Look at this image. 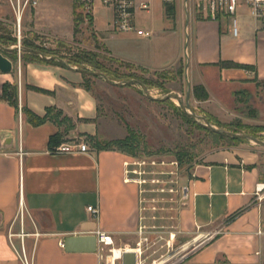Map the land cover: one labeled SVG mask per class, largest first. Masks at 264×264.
<instances>
[{"label": "crops", "instance_id": "1", "mask_svg": "<svg viewBox=\"0 0 264 264\" xmlns=\"http://www.w3.org/2000/svg\"><path fill=\"white\" fill-rule=\"evenodd\" d=\"M65 2L67 13H61ZM133 4L136 30L130 32L115 30L112 6L97 0L90 8L92 33L118 62L151 71L184 63L192 86H203L209 94L208 106L215 99L210 83L222 88L249 77L241 69H223L207 82V68L234 62L252 67L264 80L263 22H246L240 37L232 35L229 17L208 19L195 0ZM142 4L149 9L142 10ZM74 11L73 0H40L28 13L26 30L70 43L76 33ZM223 19L228 20L224 25ZM85 75L92 77L61 64L25 62L20 110L0 101V264H101L95 233L112 235L117 246L136 245L148 236L144 228L152 227L154 202H164L168 222L174 223L169 222L174 227L169 243L206 238L187 264H264V196L255 193L256 185L264 183V147L247 143L207 153L179 181L171 175L177 188L157 187L151 180L162 173L149 162L140 166L134 156L93 147L99 140L98 106L84 87ZM23 105L40 117L51 107L62 111L75 124L67 143L84 141L89 152L51 153L48 142L59 127L52 121L31 125ZM223 106L217 100L213 114L221 116ZM182 187L187 188L185 199L178 192ZM90 206L99 209L98 215L88 211ZM71 238L75 241L68 248Z\"/></svg>", "mask_w": 264, "mask_h": 264}, {"label": "rangeland", "instance_id": "2", "mask_svg": "<svg viewBox=\"0 0 264 264\" xmlns=\"http://www.w3.org/2000/svg\"><path fill=\"white\" fill-rule=\"evenodd\" d=\"M73 5L76 27L74 41L67 43L27 31L26 28L29 25V22H26L29 13L27 11L23 20L20 46L13 31L12 12L7 6H0V29H3V31L0 30V45L16 48L13 51L5 50L6 57L14 63L15 68L11 75L3 76L0 74V84H2L0 95H2L4 84L17 85L18 91H20L22 64L32 59L29 52L23 50L24 42L46 56L56 53L59 58L67 54L76 56L80 51L87 50L95 52L98 55L97 61L111 72L120 76L134 75L136 78L131 79L145 80L152 97L161 99L166 95L180 96L185 105L188 103L191 113L204 117L213 126L225 131L245 133L264 141V80L259 79L252 72V67L234 62H223L217 65L218 68L203 70L207 82L211 79H217L223 69H241L249 77L243 84H230L222 88L212 80L214 83H210L209 86H211L212 91L215 90L213 92L215 99L212 100L211 106H208V104H204L206 100L196 98L194 88L197 86H192L184 63L161 71H151L118 62L105 51L92 33L89 7L80 0H73ZM67 6L66 2L61 5V13H67ZM233 18L237 20L240 37L243 36L242 25L254 20L244 3L238 5L236 14L229 17V20L232 22ZM222 22L224 25L228 20L223 19ZM13 39L16 41L14 42ZM18 47L21 49L18 50ZM71 66L76 67L72 64ZM79 68L94 71L89 66ZM87 82L90 92L97 101L99 141L104 143L124 139L128 136L127 128L132 129L137 134L139 141L138 155L134 157L141 162H156V172L173 173L172 177L178 178V181L179 178L187 176L196 164L201 163V157L207 153L247 143L260 147L245 140L237 142L220 139L210 130L200 128V124L192 118H187L177 100H151L146 97L138 85L114 86L107 83L103 78L94 76L87 79ZM203 89L206 91L204 87ZM201 91H199L200 96H202ZM217 100L224 104L221 116L213 114L215 110H213L212 104L217 105ZM159 163L163 164L159 166ZM155 185L159 187L162 184L157 183ZM176 185L175 188H177ZM154 205L156 208L152 215L155 217L150 220L152 227L144 228V231H148V236L143 238L144 256L147 262L170 255L180 246L173 242L169 243L174 227L169 225V210L163 209L164 202H154ZM172 205L174 204L172 203ZM170 224L174 223L170 222ZM184 264H187V261Z\"/></svg>", "mask_w": 264, "mask_h": 264}, {"label": "built area", "instance_id": "3", "mask_svg": "<svg viewBox=\"0 0 264 264\" xmlns=\"http://www.w3.org/2000/svg\"><path fill=\"white\" fill-rule=\"evenodd\" d=\"M84 2L89 9L93 3L97 0H80ZM104 5L112 6L115 10V21L114 28L118 32H130L135 31V26L133 24V14L132 10L134 7L133 0H99ZM196 8L200 13L205 17L211 20H218L220 17H233L236 14L239 4L244 3L248 8L250 14L254 19L264 23V0H195ZM165 3H173L174 0H164ZM40 3V0H0V6H7L10 8L13 16V31L14 35L17 37L19 46L22 41V30H23V20L25 13L31 9H35ZM142 10H148L149 7L146 4H142L140 7ZM232 33L234 36H237V20L232 19ZM137 33L142 36H149V32L142 30H137ZM54 154H69V153H87L89 152V146L84 141H75L72 143H63L57 147H54L50 150ZM147 162H137L136 164L143 166ZM152 166L157 165L156 162H149ZM163 163H159L162 165ZM127 165V163H126ZM135 173L137 171H134ZM130 171H125L126 175H129ZM141 174V173H140ZM164 174V173H162ZM131 179L127 177L125 181H130ZM142 182V181H141ZM145 182V180H143ZM152 183L157 184L159 180L153 178ZM164 189H162L163 191ZM182 198L187 197V188L182 187ZM171 192L173 189L170 190ZM257 197H263L264 195V183H258L256 185L255 191ZM88 211L93 215H98L99 209L97 207H88ZM98 243L97 252L99 254L101 264H123V256L126 253H135L136 254V263L135 264H184L188 258L193 254L199 251L205 243V239L198 240L194 239L193 241L180 245L172 254L159 259H153L150 262H147L146 257L144 256L145 250L143 249V240L136 243L135 246L124 245L117 246L112 235L103 232L97 231L95 233ZM260 264V263H258Z\"/></svg>", "mask_w": 264, "mask_h": 264}, {"label": "trees", "instance_id": "4", "mask_svg": "<svg viewBox=\"0 0 264 264\" xmlns=\"http://www.w3.org/2000/svg\"><path fill=\"white\" fill-rule=\"evenodd\" d=\"M168 12L171 13L172 12V7H168L167 8ZM3 31V29H0ZM75 32H76V28H75ZM14 42L16 41L15 39H13ZM2 46H4L3 44H1ZM23 47L25 48H31V49H35L34 47H32L30 44H27L26 42L23 43ZM37 50V49H35ZM3 54L6 56V51H2ZM29 55L32 57V59H30L29 61L26 62H38V63H46V64H57L60 65L58 62L54 61V60H45L43 58H41L39 55L34 54V53H29ZM58 54L54 53L51 56H56ZM62 59L66 60L70 65H75L76 67H92L94 69V71H99L104 73L110 80L112 81H121V80H125V79H131V78H136V76H120L117 75L114 72H111L110 70L106 69L103 65H101L97 60H98V55L95 52L92 51H87V50H82L80 51V53L76 56H72V55H65L62 56ZM85 77H87L85 75ZM87 79H89L88 77L85 78V82H84V87L90 91ZM139 80V79H138ZM140 81L145 84L148 85V83L143 80L140 79ZM115 86V85H114ZM202 90V91H201ZM199 91L202 92V96H200ZM194 94L196 96L197 99L200 100H207L208 99V94L206 93V91L203 89V87H195L194 88ZM0 101H5L8 104H10L11 106H13L17 112L20 110V106H19V91H18V87L17 85H11V84H4L3 85V91H2V95H0ZM21 111L24 114V116L26 117V119L28 120V122L33 125V126H39L47 121H52L53 123H55L58 127H59V132H57L55 135H52L49 139L48 142V146L49 148L52 150L54 147H57L59 145H61L62 143H67L70 141V139H68V134L71 130H73L75 128V124L72 121L71 118L65 116L63 114L62 111L56 109V108H48L46 115L43 117L37 116L35 115L32 111H30L28 109L27 106L23 105L21 107ZM187 118H190L186 115ZM200 128H203L205 130H208L207 128L200 126ZM128 131V136L125 137L124 139H118V140H111L108 142H104L102 143V141L99 140H93V147L96 148L97 150H108V149H115V150H119L121 152H124L128 155L131 156H137L138 155V147H139V141L137 139V134L130 128H127ZM237 132V131H234ZM215 134V133H214ZM216 136H218L220 139L223 140H230V141H237V142H243L244 140H240V139H229L220 135L215 134ZM182 162V159H181Z\"/></svg>", "mask_w": 264, "mask_h": 264}, {"label": "water", "instance_id": "5", "mask_svg": "<svg viewBox=\"0 0 264 264\" xmlns=\"http://www.w3.org/2000/svg\"><path fill=\"white\" fill-rule=\"evenodd\" d=\"M18 50L21 49V47L17 48ZM5 50H16V48H7L4 47L2 45H0V73L2 74H10L14 71V63L8 58L6 57L2 51ZM23 50L29 52V53H34L39 55L41 58L45 59V60H55L57 62H59L61 65H63L64 67H66L67 69H69L70 71H75V72H81L90 76H96V77H100L103 78L107 83H109L110 85H115V86H126V85H138L142 88L144 94L146 95L147 98L154 100V101H167V100H172L175 99L179 102V105L181 107L182 112L189 116L190 118H192L195 122L199 123L200 125H202L203 127L207 128L208 130H210L211 132L229 138V139H240V140H245L248 142H251L255 145H258L260 147H264V141L255 138L251 135L245 134V133H237V132H230V131H225L221 128H217L215 126H213L209 121H207L204 117L198 116L194 113H191L189 111V105L188 103L185 105L184 101L182 100V98L180 96H176V95H166L165 97L158 99V98H154L150 95L149 93V89L147 88V86L145 84H143L141 81L136 80V79H129V80H125V81H112L110 80L104 73L99 72V71H89L87 69H82V68H77V67H73L71 66L66 60L59 58L57 56H46L45 54H43L42 52L38 51V50H34L31 48H25L23 47ZM73 241H75L74 238L68 239V241L66 242V246L69 248V246L73 243ZM136 263V254L135 253H126L123 256V264H135Z\"/></svg>", "mask_w": 264, "mask_h": 264}, {"label": "flooded vegetation", "instance_id": "6", "mask_svg": "<svg viewBox=\"0 0 264 264\" xmlns=\"http://www.w3.org/2000/svg\"><path fill=\"white\" fill-rule=\"evenodd\" d=\"M171 175H172V173H164V174H162V176L160 177V178H158V180H159V183H161L162 184V186L164 185V184H166V185H169V184H174V180H172L170 177H171ZM158 183V184H159ZM160 186V185H159ZM172 189H173V187H172ZM175 190L173 189V191L172 192H174ZM178 192L180 193V196H182V190L181 189H178Z\"/></svg>", "mask_w": 264, "mask_h": 264}]
</instances>
